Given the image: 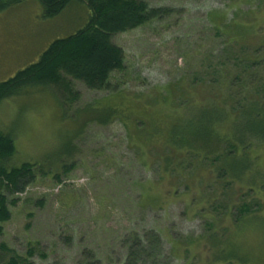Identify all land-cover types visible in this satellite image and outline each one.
<instances>
[{
    "label": "rangeland",
    "instance_id": "374dc122",
    "mask_svg": "<svg viewBox=\"0 0 264 264\" xmlns=\"http://www.w3.org/2000/svg\"><path fill=\"white\" fill-rule=\"evenodd\" d=\"M87 1L49 20L36 0L1 10L0 83L81 30L91 15ZM145 1L166 13L113 38L125 52L113 89L94 92L75 82L79 100L67 112L52 88L0 105V129L16 147L11 165H36L38 176L0 224L3 262L127 264L132 251L138 264H264V142L249 140L252 167L239 181L218 177V161L165 156V141L146 140L137 128L156 121L161 131L181 119L186 106L178 97L193 94L199 102L226 93L205 84L213 75L225 80L216 68L259 75L248 98L264 96V65L247 70L254 59L264 64V0ZM230 36L237 41L226 46ZM89 106L102 116L88 121L98 115H86ZM109 109L117 114L105 118ZM182 162L186 171L174 173Z\"/></svg>",
    "mask_w": 264,
    "mask_h": 264
},
{
    "label": "trees",
    "instance_id": "16d2710c",
    "mask_svg": "<svg viewBox=\"0 0 264 264\" xmlns=\"http://www.w3.org/2000/svg\"><path fill=\"white\" fill-rule=\"evenodd\" d=\"M2 1L0 0V11L25 0H9L6 4H2ZM36 1L42 6V17L49 20L61 15L75 0ZM87 6L91 15L81 30L70 37L53 41L38 62L0 83V105L5 101L31 94L35 90L52 88L67 112V106L79 100V93L74 89L75 82L83 84L90 91H110L113 89L111 80L114 74L125 69V52L114 43L113 38L140 28L166 13L162 8L151 7L145 0H88ZM226 41V46H229L237 40L230 36ZM262 65L264 64L260 63V59H254L250 66L245 68L248 71L251 68L255 70V66ZM216 69L213 73L217 72L220 79L226 77L225 80L219 81L213 75L211 80H205V84L226 93L221 96L206 95L199 102L193 100V94L178 97V100L183 99L181 106H186V114L181 119L161 131L156 121L149 124L140 123L137 128H142L141 135L146 140L163 139L167 148L163 150L165 156L173 154L191 160L199 158V161L212 165L218 161L219 165H214L218 177H230L240 181L252 167L248 153L251 149L249 140L264 142V96L248 98L249 85L260 83L259 75H227ZM239 88L241 91L233 95L232 92ZM246 92V97H240ZM93 111H98V115L89 116L88 121L102 116L101 110L91 106L85 109V114ZM116 114L115 109H109L103 116L111 118ZM167 120H171L169 116ZM100 122L106 123L107 120ZM139 122L142 120L137 121ZM227 124L228 130H223L227 128ZM150 129L156 134L153 135ZM15 153L13 138L0 129V224L12 219L11 207L17 206L20 200L18 197L24 194L38 177L36 165H11ZM160 163L167 172L171 166L170 160H161ZM182 164L184 165V162L178 163L173 172L179 174L182 169L183 172L186 171V165L182 168ZM63 170L67 171L65 166ZM42 175L47 176L46 173ZM54 177L59 180V175ZM246 210L240 212L241 215ZM2 250H7L5 244L0 246V251ZM139 255L131 251L127 264H138L141 257ZM20 260L11 257L3 262L4 256L0 254V264H20Z\"/></svg>",
    "mask_w": 264,
    "mask_h": 264
}]
</instances>
